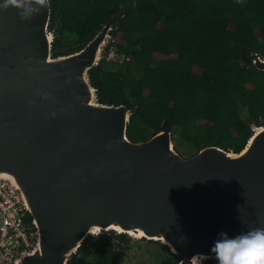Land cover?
<instances>
[{"label": "water", "instance_id": "95a60500", "mask_svg": "<svg viewBox=\"0 0 264 264\" xmlns=\"http://www.w3.org/2000/svg\"><path fill=\"white\" fill-rule=\"evenodd\" d=\"M28 2L29 20L0 11V179L37 230L36 247L15 264H68L105 232L159 241L178 264H202L222 236L264 227V126L240 153L207 147L185 159L168 120L134 143L132 111L100 103L89 76L113 23L82 50L53 57L51 5ZM254 64L264 71L263 57Z\"/></svg>", "mask_w": 264, "mask_h": 264}, {"label": "trees", "instance_id": "16d2710c", "mask_svg": "<svg viewBox=\"0 0 264 264\" xmlns=\"http://www.w3.org/2000/svg\"><path fill=\"white\" fill-rule=\"evenodd\" d=\"M50 5L53 57L82 50L113 23L105 55L115 49L124 61L113 70L103 59L89 76L100 103L132 111L127 134L134 143L151 140L168 120L195 155L207 147L240 153L264 126V71L254 64L264 58V0H50ZM28 222L33 223L30 214ZM107 234L124 245L132 242L128 234ZM92 239L68 264H116L114 247L92 250ZM139 241L159 246L163 261L171 257L168 264L182 260L159 241Z\"/></svg>", "mask_w": 264, "mask_h": 264}, {"label": "built area", "instance_id": "2783aa9c", "mask_svg": "<svg viewBox=\"0 0 264 264\" xmlns=\"http://www.w3.org/2000/svg\"><path fill=\"white\" fill-rule=\"evenodd\" d=\"M28 214L17 190L0 179V264H15L24 252L36 247L37 230L28 222Z\"/></svg>", "mask_w": 264, "mask_h": 264}, {"label": "clouds", "instance_id": "9594fccd", "mask_svg": "<svg viewBox=\"0 0 264 264\" xmlns=\"http://www.w3.org/2000/svg\"><path fill=\"white\" fill-rule=\"evenodd\" d=\"M36 3L49 7L50 0H36ZM10 8L18 10L22 20L31 19L32 5L28 0H0V11ZM212 251L217 264H264V227L249 228L232 237L222 236L214 242ZM198 255L205 260L209 258L203 253Z\"/></svg>", "mask_w": 264, "mask_h": 264}, {"label": "rangeland", "instance_id": "374dc122", "mask_svg": "<svg viewBox=\"0 0 264 264\" xmlns=\"http://www.w3.org/2000/svg\"><path fill=\"white\" fill-rule=\"evenodd\" d=\"M104 54L103 65L107 69H119V64L124 60L123 56H119L117 53L114 54L112 51L108 56ZM107 57V58H106ZM110 62V63H109ZM242 117L247 119L246 111H242ZM174 145L177 148L176 150L180 155L185 158H191L195 155V150L186 142L181 139L179 131L174 130ZM111 244L114 249L117 251L118 259L116 264H168V260L171 258L168 256L167 261L161 259V249L159 246L150 244L146 241H139V239L132 238L130 245H124L113 238L111 235L105 233H99L93 235V239L89 242V246L92 250L99 249L102 245Z\"/></svg>", "mask_w": 264, "mask_h": 264}, {"label": "bare ground", "instance_id": "6f19581e", "mask_svg": "<svg viewBox=\"0 0 264 264\" xmlns=\"http://www.w3.org/2000/svg\"><path fill=\"white\" fill-rule=\"evenodd\" d=\"M136 237H139V235H138V234H136Z\"/></svg>", "mask_w": 264, "mask_h": 264}]
</instances>
